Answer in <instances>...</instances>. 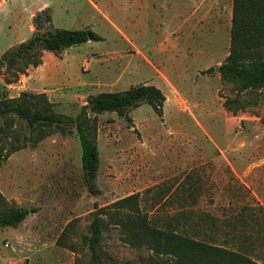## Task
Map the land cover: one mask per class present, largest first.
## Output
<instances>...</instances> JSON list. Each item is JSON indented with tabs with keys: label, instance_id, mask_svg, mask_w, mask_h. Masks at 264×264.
Returning a JSON list of instances; mask_svg holds the SVG:
<instances>
[{
	"label": "rangeland",
	"instance_id": "rangeland-1",
	"mask_svg": "<svg viewBox=\"0 0 264 264\" xmlns=\"http://www.w3.org/2000/svg\"><path fill=\"white\" fill-rule=\"evenodd\" d=\"M232 14L233 0L0 2V59L52 28L88 29L103 38L58 55L43 51V68L3 69L0 99L45 93L55 111L75 117L102 92L151 84L167 97L163 117L147 103L129 113L131 124L114 111L98 115L100 195L84 182L75 129L54 130L37 142L38 130L17 116L0 118V191L35 210L17 227L0 228V264H91L85 237L95 208L135 192L150 216L191 212L203 222L186 225L188 234L264 264V90L243 91L228 111L223 102L235 97L239 83L203 69L228 55ZM209 39L211 55L194 53ZM189 182L190 190L181 187ZM166 187L173 192L158 203L155 191ZM67 227L65 246L58 239ZM100 251L103 264H143L152 255L129 245L110 222Z\"/></svg>",
	"mask_w": 264,
	"mask_h": 264
},
{
	"label": "trees",
	"instance_id": "trees-1",
	"mask_svg": "<svg viewBox=\"0 0 264 264\" xmlns=\"http://www.w3.org/2000/svg\"><path fill=\"white\" fill-rule=\"evenodd\" d=\"M36 21L38 24L42 23L40 16H36ZM46 21L52 22V16L48 15ZM102 39L100 35L88 29L52 28L43 33L36 32L27 41L3 53L0 72L3 69L16 68L23 74L29 66L38 67L43 63V51L58 55L73 45ZM216 70L222 81L240 85L235 97L225 98L223 102L228 111H234V105L241 103L243 91L264 90V0H233L229 53L217 68L210 67L206 72ZM6 82L11 83L12 80L8 79ZM166 100V95L159 87L139 84L125 91L99 93L73 117L55 111L54 104L45 93L23 91L18 97L0 99V118L17 116L28 127L38 130L37 142L54 130L65 132V129H75L82 147L84 182L92 195H100L101 189L97 185L100 168L98 115L114 111L131 124L129 113L147 103L159 117H163ZM92 103L94 105L90 106ZM89 110L93 115L89 114ZM18 149V146H14L12 152ZM195 169L196 167L190 169L184 180L189 179ZM185 184L181 187L190 190L191 182ZM172 192L170 187L157 188L154 198L161 203L163 197H169ZM188 194L191 196L192 193L189 191ZM142 201L141 192H135L107 206L95 208L89 233L85 237L91 264H103L100 248L103 231L108 228L109 222L120 228L124 240L129 245L135 248L145 247L152 252L143 264H259L239 250L198 238L199 233L195 236L188 234L185 226L201 225L203 218L195 221L191 212L180 209L170 214V219L162 220L159 216H150L152 212L143 209ZM34 211L9 202L0 191V228L17 227ZM67 233L68 227L59 237V244L67 245ZM160 257L166 258L159 259Z\"/></svg>",
	"mask_w": 264,
	"mask_h": 264
},
{
	"label": "crops",
	"instance_id": "crops-1",
	"mask_svg": "<svg viewBox=\"0 0 264 264\" xmlns=\"http://www.w3.org/2000/svg\"><path fill=\"white\" fill-rule=\"evenodd\" d=\"M1 1H6V0H0V2ZM213 47L215 48V45L212 43V41L209 39V40H206V42L205 43H203V44H200V47H199V49L196 51V50H194V53H199V54H208L209 53V55H211V49H213ZM221 58H220V56L218 55V56H216V57H214L213 59H211V61H209V64L207 65V68L205 67V68H203V69H208L209 67H211V66H213V67H215V68H217L221 63H219V60H220ZM45 62V61H44ZM43 65H44V63H43ZM43 65H41V66H39V67H37L38 69L39 68H43V67H45V66H43ZM203 69H198L197 71H201V70H203ZM216 72V74H215V76L216 77H218V78H220V74H219V72L216 70L215 71ZM221 79V78H220Z\"/></svg>",
	"mask_w": 264,
	"mask_h": 264
},
{
	"label": "water",
	"instance_id": "water-1",
	"mask_svg": "<svg viewBox=\"0 0 264 264\" xmlns=\"http://www.w3.org/2000/svg\"><path fill=\"white\" fill-rule=\"evenodd\" d=\"M37 29L40 30L41 29V26H38ZM93 105H94L93 103L90 104V106H93Z\"/></svg>",
	"mask_w": 264,
	"mask_h": 264
}]
</instances>
